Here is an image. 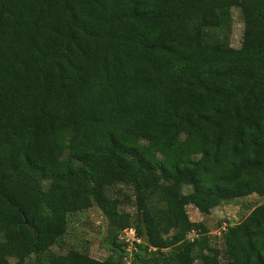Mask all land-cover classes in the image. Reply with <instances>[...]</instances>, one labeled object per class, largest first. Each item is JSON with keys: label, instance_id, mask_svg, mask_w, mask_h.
<instances>
[{"label": "trees", "instance_id": "obj_1", "mask_svg": "<svg viewBox=\"0 0 264 264\" xmlns=\"http://www.w3.org/2000/svg\"><path fill=\"white\" fill-rule=\"evenodd\" d=\"M231 7L237 47L213 37ZM250 193L264 194V0H0V264H264V202L220 248L186 237L206 228L185 205ZM91 205L110 253L52 252ZM125 228L142 241L117 242Z\"/></svg>", "mask_w": 264, "mask_h": 264}, {"label": "rangeland", "instance_id": "obj_2", "mask_svg": "<svg viewBox=\"0 0 264 264\" xmlns=\"http://www.w3.org/2000/svg\"><path fill=\"white\" fill-rule=\"evenodd\" d=\"M243 23L241 15L237 7L229 9V18L225 27H219L213 31V37L219 40H226L233 47L240 44L241 32ZM188 184L182 182V192L187 191ZM111 194L119 201V209L126 212H132V196L130 188L127 185L115 184L109 190ZM173 194L169 196L172 198ZM264 202V194L258 195L250 193L246 196H241L226 201H208L198 205H185L184 210L187 218L191 221H200L206 228V233H198L189 231L186 234L187 238H199L204 236L206 242L203 243L201 249L206 250L207 247H221V236L227 225L233 224L240 220L250 209L255 205ZM107 220L102 215L100 210L95 206L72 212L66 216V228L59 240L50 246V250L56 253H64L70 248L77 250H85L90 256L103 259L109 253V242L107 240ZM133 238L137 242L142 241V238H137L133 235L132 229H124L117 233V242H130ZM129 248V247H128ZM195 248L194 252L199 250ZM153 250V249H152ZM165 250V249H161ZM148 255V251L146 253ZM31 259L27 260L26 264H31ZM148 264V263H146ZM190 264H199L198 260H193Z\"/></svg>", "mask_w": 264, "mask_h": 264}, {"label": "water", "instance_id": "obj_3", "mask_svg": "<svg viewBox=\"0 0 264 264\" xmlns=\"http://www.w3.org/2000/svg\"><path fill=\"white\" fill-rule=\"evenodd\" d=\"M24 222L27 225V227H28L29 230H32L33 233L36 232L35 228L33 227V225L29 221H26L25 220Z\"/></svg>", "mask_w": 264, "mask_h": 264}]
</instances>
